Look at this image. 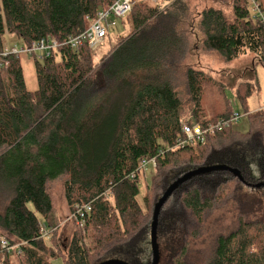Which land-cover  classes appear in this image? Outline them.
<instances>
[{
  "label": "trees",
  "instance_id": "obj_1",
  "mask_svg": "<svg viewBox=\"0 0 264 264\" xmlns=\"http://www.w3.org/2000/svg\"><path fill=\"white\" fill-rule=\"evenodd\" d=\"M113 1L0 0V50L7 34L28 47L43 38L63 44ZM165 1V9L156 5L160 0L136 3L126 18L132 32L98 64L87 45H64L51 58L34 61V92L27 89L21 58L9 57V67H0V194L8 199L0 236L11 248L19 246V264H152L155 205L185 174L214 166L239 171L245 183L225 171L190 179L163 206L158 241L172 253V264H188L193 226L215 211L239 210L245 218L217 237L206 264H264V188L249 186L264 183V109L249 114L248 134L230 127L203 144L177 147L186 121L181 79L187 122L207 127L234 111L222 83L194 68L183 71L191 0ZM201 1L211 3L198 25L204 48L226 62L248 51L264 64V28L249 0ZM258 2L264 10V0ZM221 6L232 7L233 22ZM255 91L243 84L236 100L244 106ZM145 158L157 163L145 189L150 193L155 186L162 193L140 200ZM60 178L69 214L91 208L66 246L51 224L55 205L48 185ZM0 264H12L11 252L0 250Z\"/></svg>",
  "mask_w": 264,
  "mask_h": 264
},
{
  "label": "rangeland",
  "instance_id": "obj_2",
  "mask_svg": "<svg viewBox=\"0 0 264 264\" xmlns=\"http://www.w3.org/2000/svg\"><path fill=\"white\" fill-rule=\"evenodd\" d=\"M156 4V2H153ZM160 9L167 8L170 4L165 0H160L158 4ZM191 11L189 22H186L184 26V32L187 37V58L185 60V66L183 71L187 68H194L196 70L204 72L206 75L212 77L216 81L222 83L226 87V96L232 104V110L234 113H239L242 118L237 124L233 127L236 131L241 134H248L251 131L249 114H254L262 111L264 109V64L260 59L246 52L245 55L241 56L239 59H236L232 62H226L222 56L216 51H208L204 48V37L198 29L200 14L204 8L211 6L210 2L203 3L201 0H191ZM226 19L229 22L234 21L233 9L231 6H221ZM252 15L253 12L250 10ZM264 16V10H262ZM132 32V27L130 22L125 19L124 21L116 20V28L112 29L108 39L104 44L97 49L92 51L94 62L98 64L101 61V58L110 54L113 49L118 44V40L121 37H125ZM15 36L7 34L4 37V46L8 47L14 42H19L15 40ZM24 77L27 89L30 92L37 90L38 83L37 77L35 74L34 60L22 56L21 58ZM184 74V73H183ZM183 78V75H182ZM251 83L252 86H255V93L251 96L246 105H242L239 101L236 100L235 91L239 86ZM185 83L182 81L179 82V91H183L181 95L183 96V101L185 105V114L184 119L186 121L188 118V106H187V97L185 94ZM208 100L212 101L210 96H207ZM156 170H153L151 167L147 171V174H140V191L141 195L139 199L141 200L146 194L151 197L160 196L158 194L155 186L152 192H148L145 188L147 185H151L153 175ZM64 182L65 178H60L53 182H50L48 185L49 193L54 201L55 212L52 216L51 224L59 228L58 241L60 244L68 245L72 235L76 229L81 231L82 228L78 227L75 223L69 222V209L64 199ZM8 199L4 194H0V213H4L7 207ZM245 208V207H244ZM247 210V208H245ZM243 212L233 209H224L220 211H215L204 219L203 224L193 226L191 232L190 246L188 248L187 261L188 264H206L208 260L212 257L216 239L221 234H228L232 230L236 229L238 220L245 218L242 215ZM158 237L162 238L161 235L157 232ZM50 236V235H49ZM5 237V236H4ZM46 243L50 244L51 238H46ZM159 249H160V264H172L171 255L169 249L166 248V245L162 240H159ZM17 249H14L11 252L12 264H19V257ZM53 264H65L63 259H57L53 261Z\"/></svg>",
  "mask_w": 264,
  "mask_h": 264
},
{
  "label": "built area",
  "instance_id": "obj_3",
  "mask_svg": "<svg viewBox=\"0 0 264 264\" xmlns=\"http://www.w3.org/2000/svg\"><path fill=\"white\" fill-rule=\"evenodd\" d=\"M141 1L157 2L159 0H114L109 8L100 10L95 18L90 19L89 26L85 31L76 36L68 37L63 44H60L53 38H43L28 47L22 44L17 36L12 35L15 36L19 42H14L8 47H4L3 50H0V67L7 69L10 64V62L6 60L7 58L11 57L19 59L24 55L34 61L43 62L44 60L51 58L53 54L64 45H67L73 50H77L87 45L91 51H96L108 39L111 30L116 28V20L124 21L132 12L134 5ZM249 7L264 28V16L258 0H249ZM241 118L242 116L239 113H234L230 118L221 119L217 123L208 125L207 127H202L195 122L182 121V134L177 141V147L194 145L195 143L203 144L207 137L214 136L219 131L233 127ZM150 167L153 170H156V160L145 158L141 162L140 173L147 174ZM90 212V207H84L78 211V214L75 217L71 215V218L82 228L86 215ZM42 234L44 237L48 236L46 229H42ZM14 249H17L19 253V246L11 248L9 240L4 236H0V250L12 252Z\"/></svg>",
  "mask_w": 264,
  "mask_h": 264
},
{
  "label": "water",
  "instance_id": "obj_4",
  "mask_svg": "<svg viewBox=\"0 0 264 264\" xmlns=\"http://www.w3.org/2000/svg\"><path fill=\"white\" fill-rule=\"evenodd\" d=\"M216 171L230 172L235 177H237L241 182L245 183V180L239 171L228 168L226 166H214V167H207V168H202V169L191 171L185 174L183 177L179 178L172 185H170L169 188L166 190V192L161 197V199H159L158 203L155 205L154 212H153V221H152V228H151V250H152V255H153L152 264H160V249L158 245L157 231H158V225H159V216H160L163 206L167 203V201L174 194V192L177 191L182 185H184L190 179L196 176L205 175V174H209V173L216 172ZM249 186L259 189V188H264V183H261L258 185H249ZM101 264H126V263L119 261V260H109Z\"/></svg>",
  "mask_w": 264,
  "mask_h": 264
},
{
  "label": "crops",
  "instance_id": "obj_5",
  "mask_svg": "<svg viewBox=\"0 0 264 264\" xmlns=\"http://www.w3.org/2000/svg\"><path fill=\"white\" fill-rule=\"evenodd\" d=\"M68 216H69V222H71V223H75L74 220L71 218V214L68 215ZM75 224L79 227L78 223H75ZM54 228L56 229L57 227L54 226ZM79 228H80V227H79Z\"/></svg>",
  "mask_w": 264,
  "mask_h": 264
}]
</instances>
